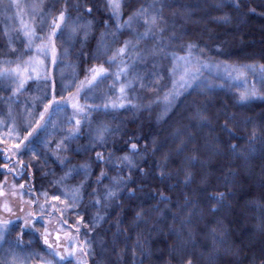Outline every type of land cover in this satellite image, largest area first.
I'll list each match as a JSON object with an SVG mask.
<instances>
[{
	"label": "trees",
	"instance_id": "obj_1",
	"mask_svg": "<svg viewBox=\"0 0 264 264\" xmlns=\"http://www.w3.org/2000/svg\"><path fill=\"white\" fill-rule=\"evenodd\" d=\"M149 1L121 0L123 21ZM6 2L0 4V59H16L26 53V45L19 30L9 28L3 14L10 10ZM107 3L45 0L39 7L54 18L67 4L72 21L87 25L75 33L65 26L55 39L62 64L72 67L78 80L89 69L106 66L130 35L117 32ZM89 6L90 16L85 14ZM166 8L175 18L172 52L183 53L194 45L192 50L203 59L264 65V0H170L165 12ZM146 68L150 67H142L140 73L147 78L138 87L143 102L157 94L158 83L156 75L149 76L152 68ZM57 81L54 77L47 89L28 94L32 117L50 101L51 92L62 96ZM31 90L35 85H28ZM23 98L20 94L11 99L0 88L2 113L5 107L20 108ZM90 124L96 130L109 129L102 144L94 141L95 129H83L59 150L55 144L38 146L34 167L24 166L30 190L51 198L84 184L80 206L65 209L70 224L79 219L77 213L83 217L79 234L89 242L86 264H180L186 254L194 257V264L264 262V99L241 102L234 93L193 89L170 106L106 111L92 116ZM132 143L138 154L132 156L135 166L129 171L120 158L131 153ZM97 152L104 162L96 159ZM82 165H87L89 175L73 172L62 180L69 169ZM102 171L105 176L97 183ZM117 177L122 180L116 197L100 207L104 220L97 223L94 200L115 187ZM138 212L143 213L139 220ZM16 225L0 247V264H11L14 257L37 262L44 251L41 243L31 232L21 236ZM18 237L23 251L16 248Z\"/></svg>",
	"mask_w": 264,
	"mask_h": 264
},
{
	"label": "rangeland",
	"instance_id": "obj_2",
	"mask_svg": "<svg viewBox=\"0 0 264 264\" xmlns=\"http://www.w3.org/2000/svg\"><path fill=\"white\" fill-rule=\"evenodd\" d=\"M6 1V6H9L12 2V0ZM44 1L18 0V3L21 5L20 9L12 5L13 9L10 6L8 7L10 12L7 10L3 13L8 20L10 30L16 28L24 37L26 53L16 59H0V88L7 91L11 99L17 100L20 94H24L22 104L19 105L20 108L14 109L11 106L7 109L5 107L4 113H2V108L0 107V191L5 193L0 196V218L14 221L20 225L23 223L22 218L24 216L29 212L33 213L38 223H36L35 228L30 230L25 229L24 231L31 232L36 236L44 250L40 254L37 262L25 263L23 260L14 259L11 264H20L21 261L23 264H40L41 258L44 260H52L53 264H67V261L60 262L59 257H56L54 253L53 255H48L53 250L44 244L45 227L50 233L49 242L54 246L57 243L60 244V247L55 249L56 251L64 253L65 248L68 246L69 241L65 237L66 232L71 233V242L73 244L77 242L82 245L84 244L83 237L80 234L78 236L76 234L77 222L70 224V218L65 209L66 205L64 203V205H59L58 201L53 200L48 194L45 197L43 195L44 193L31 191L28 186V173L26 168L21 167V164L27 167H34L35 155L31 149L35 148L37 152L38 146L48 144L57 145L75 128L76 118L82 119L81 130L84 129L85 132L92 133L94 129L96 130V127H92L90 124V119L94 115L106 111H117L122 108L141 110L158 103L163 105V107L170 106L172 102L179 101L183 94L193 89L206 92L223 91L234 93L239 99L240 93L245 87L250 91L252 86L255 85L259 94L247 101L264 99V74L259 72L260 64L247 63L231 65L222 61L203 59L192 49V56L189 57L190 64H186V61L183 60L174 59V57H186L188 55V49L179 54L172 52V33L174 30L173 27L175 26V18L174 16L172 18V12H167L168 8H166V12L163 10L166 7V3H169L170 0H152L148 3V5L155 4V8L150 11H155L162 17L159 21V26L163 28V32L157 30L154 36H150L148 39L137 43V34L144 31L142 20L140 21L141 26L139 27L134 26L131 29H122L128 32L130 31V35L125 40L131 41L126 53L123 56H116L115 64L109 63L113 54L124 45V41L121 46L117 47L111 53L106 66H102L106 70L103 74L104 78L101 79L98 77L97 81L89 85L88 81L94 75L91 71L93 68L88 70L84 78L80 80L76 79L72 67L66 65V63L62 64V57L58 53L56 44L55 63H53L51 45L48 47L47 55L37 54L35 44H38L40 42L39 40H36L29 47V38L24 34L25 26L29 29L34 28L37 36H43L45 38L51 31L53 18H49L47 15L48 12L41 10ZM115 21L117 23V20ZM120 22H123L122 13ZM161 47L164 48L163 52L159 51ZM121 61L129 66V70L126 75L121 74L120 79L117 80L116 73L119 71L118 66H122ZM197 64L200 66V70L199 72H195L196 78L188 81L190 86L180 87L179 85L183 83L180 80V76L183 74L184 68L186 66L192 68L193 65ZM249 65H254L257 71L255 73L244 71L243 75H240L238 71H234V69H246V66ZM144 66L152 68L149 76L154 74L158 77V83H156L157 94L151 99L149 98L148 102H143V94L138 89L139 85L147 78L141 77L142 73H140V70ZM150 68H146V71ZM2 73L9 74L2 75ZM54 77H57L62 95L61 97H55L59 108L50 109L48 113H45V120L43 121L40 120V114L44 112L45 106L37 112L35 117H32V109H34L33 100L28 97L33 96L41 89L42 91L45 88L47 89V82L53 85ZM21 81L24 82L23 88L17 90ZM128 82H131V87H126L125 92L122 94L120 87L121 85L128 84ZM29 84L35 85V91L33 93L32 90L28 91ZM53 96V92H51L50 101L53 99ZM166 96L167 99L165 98ZM113 102L117 105L123 103L124 106L113 108L111 106ZM105 104L109 106L105 108ZM73 105L83 106L86 112L83 114L77 113ZM38 121L41 125H44L46 121L48 122L43 130L33 132L32 137H29L32 143L28 144L27 148L24 143H21L20 148L17 149V142L23 141L27 133L36 128ZM69 121H71V125ZM5 164L8 167H5ZM20 185H24V188L21 189ZM5 203L12 208V213L3 210ZM40 205H44L47 212L41 214ZM52 206H55L56 209L54 215H51L53 212ZM21 207L24 209L23 212L20 211ZM61 208L65 209L64 217L60 216L59 209ZM17 217H21V219L18 220ZM63 219H66L68 223H64L61 226L60 221ZM41 225H44V227H41ZM79 228L81 230L80 224ZM57 233L61 237L59 242L56 241ZM251 239H254V237ZM2 244L3 242H0V247ZM84 248L85 251H76L70 258L71 264H86V255L89 246L84 245Z\"/></svg>",
	"mask_w": 264,
	"mask_h": 264
},
{
	"label": "snow or ice",
	"instance_id": "obj_3",
	"mask_svg": "<svg viewBox=\"0 0 264 264\" xmlns=\"http://www.w3.org/2000/svg\"><path fill=\"white\" fill-rule=\"evenodd\" d=\"M3 2H4V0H0V4H2ZM12 5H14L17 9L21 8V5L18 3V0H12L11 4L9 6L11 7ZM75 7H76L77 12H79V10H80L79 5H76ZM107 7L111 13L112 18L117 20V25H116L117 32H119L125 28L131 29L134 26L139 27V26H141L140 21L141 20L143 21L142 26L144 27V31L142 33L137 34V37H136L137 43H139L142 40L148 39L150 36H154L157 30L160 32H163V28H161L159 26V21L162 19V17L159 16V14L157 12L150 11L151 9L155 8V4L141 6L139 9H137L133 13V15L129 16L127 21H123L122 23L120 22L121 21V9H122L121 0H108ZM67 9H68V6H67V4H65L64 10L60 11L59 15L53 18L51 31L46 38L43 36H37L36 30L34 28L29 29L27 26H25L24 34H25V36H27L29 38V47H31L36 40H39L40 42L38 44H35L37 54L47 55L48 47H49V45H51L53 63L56 62V48H55L54 39L58 38V33H62L63 28L65 26H70L72 32H74V33L80 27H84V28L87 27V25H78L75 21H72L71 17L68 14ZM92 12H93L92 7L89 6V7L85 8V14L86 15L90 16ZM70 21H71V23H70ZM88 24H91V21H88ZM86 35H87V32L85 31V36ZM130 44H131V41H125L124 45L122 47H120L116 51V53L113 54L109 63L115 64L116 63V56H123L126 53V50L128 49ZM193 47H194V45L188 46V55L186 57H174V59L175 60H183V61H186V64H190L191 62L189 60V57L192 56L191 49ZM159 51L163 52L164 48L163 47L159 48ZM121 65L122 66H118L119 71L116 73L117 80L120 79L121 74L126 75L128 73V70H129V66L124 64L123 61H121ZM193 69H194V71H193ZM199 70H200V66L198 64L193 65L192 68H189L186 66L184 68L183 74L180 76V80L183 81V83H181L179 86L180 87L190 86L188 84V81L191 79H195L196 78L195 72H199ZM13 71H16V70H13ZM91 71L94 73V75L92 76L91 80L88 81L89 85H91L93 82L97 81L98 77L103 79L104 78L103 74L105 73L106 70L104 67L101 66L99 68H93V69H91ZM173 71H175V69H173ZM234 71H238L240 73V75H243L244 71H251V72L255 73L257 71V69L254 65H249V66H246V69H241V70L234 69ZM259 72L261 74H264V65H261L259 67ZM8 74L9 73H2V75H8ZM237 78H239V77H237ZM23 84H24V82L21 81L20 84L18 85L17 90L23 88ZM126 87H131V82H128V84H126V85H121L120 92L122 94L125 92ZM174 87H175V82H174ZM258 94L259 93H258L255 85L252 86L250 91L247 87H245L243 89V91H241L239 99L241 102H245L252 97H256ZM165 98L167 99V96ZM108 106H109L108 104H105V108H107ZM111 106L113 108H116V107H123L124 105H123V103H120L119 105H117L115 102H113L111 104ZM73 107L76 109L77 113L83 114L86 112V109L83 106L73 105ZM55 108H59V105L56 103L55 96H53V99L51 101H48V103L45 105L44 112H42L40 114V120H42V121L45 120V113H48L50 111V109H55ZM47 122L48 121H46V123L44 125H41L38 121L36 123V128H34L32 131H29L27 133V136L24 137L23 141L17 142V145H16L17 149L20 148L21 143H24L25 147L27 148L28 144L32 143V141L29 140V137H32L33 132H36L37 130H43L46 127ZM69 124L71 125V121H69ZM81 128H82V119L76 118L75 119V128L72 131H70L69 135L65 136L63 138V140H61L56 145L57 150H59L64 145L65 140L78 138L79 132L81 131ZM108 131H109V129L107 127L98 128L95 132L94 141L102 144L105 140V134L108 133ZM236 147H237L236 145H232V150L235 151ZM130 148H131V153L126 154L120 158V163L126 164L129 171H131L132 167L135 166L134 161L132 159V156L138 154V146L136 143H132L130 145ZM31 151L33 152L34 155H36V156L39 155L36 152L35 148H32ZM5 155H7V153H5ZM194 158L195 157H193V159ZM96 159L98 161H101V162L105 161V157L103 156V154L101 152L96 153ZM108 159L110 160L111 157H109ZM5 167H8V165L5 164ZM21 167H24V165L21 164ZM73 172H76V174H78V175L79 174H83L85 176L89 175L88 170H87V165H82L79 169H69V171L65 174V176L62 177V180H67L68 178L72 177ZM104 176H105V173L102 171L100 174V178H98L97 183H99L100 179L103 178ZM190 178L191 177L189 174V176L186 177V182H187V179H190ZM121 180H122V178L117 177L113 181V184L115 185V187L109 186L107 188V190L105 191V193L103 194L102 198H100L99 196H96V198L94 200V206L97 208V213H98V215L96 217L97 223L99 221L104 220V216L99 215L100 207L107 206L105 202L111 201L116 197L117 188H118V185L121 183ZM20 188L23 189L24 185H20ZM83 188H84V184L81 183L79 186H77L75 188L67 189L65 192V195L63 197H61L59 195H54L52 197V199L55 201H60L61 203H64L67 208H77L80 206V203H81L82 198H83V193H82ZM4 194L5 193L3 191H0V196H2ZM13 195H15V193H13ZM43 195H45V197H47V193H44ZM94 195H95V193H94ZM161 199L165 200L166 198L162 196ZM220 199L221 200L223 199V194H221ZM33 203H35V201H33ZM52 207H53V212L51 213V215H54L56 209H55V206H52ZM3 210L5 212H8V213L13 212L12 208L9 207V205L7 203H5L3 205ZM20 211L21 212L24 211L23 207H21ZM59 211H60V216L64 217L65 209L61 208V209H59ZM45 212H47V209L44 207V205H40V213L44 214ZM142 215H143L142 212H138L136 214L137 220H139ZM77 216L79 217V219L77 220V227H76V234L78 236L79 232H80L79 224L83 221V217L79 216V213H77ZM17 219L19 220V219H21V217H17ZM22 219H23V223L19 225V227L21 229V232H20L21 236L24 234L25 229L30 230L32 228H35L36 223H38V221L36 220V216L31 212H29ZM60 223H61V226H63V224L68 223V221L66 219H63L60 221ZM16 226L17 225L14 221L4 220V219L0 218V242H6L9 233L11 231H13ZM41 227H44V225H41ZM91 227L95 228L96 223L92 224ZM118 234H119V232H117V235ZM49 236H50V233L48 232V229L45 227V232H44V237H43L44 244L47 245V247L49 249L53 250L52 252H49L48 255H53V253H54V255L56 257H59L60 262L67 261V264H71L70 258L75 254L76 251H82V252L85 251L84 245H88V243H89L87 240H85L83 245L80 244L79 242H77L76 244H73L71 242L72 241L71 233L66 232L65 237L68 239L69 243H68V246L65 248L64 253H61L60 251L55 250L56 248L60 247V244L57 243L54 246L52 243L49 242ZM60 240H61V237H60L59 233H57L56 241L59 242ZM15 244H16V248L23 251V249L20 248L21 241H20L19 237L17 238V241L15 242ZM35 255L36 254H34L33 258H35ZM14 259H16V257H14ZM20 264H23V262L21 261ZM40 264H53V261L52 260H44L41 258ZM180 264H194V257L186 254V255L181 257ZM262 264H264V262H262Z\"/></svg>",
	"mask_w": 264,
	"mask_h": 264
}]
</instances>
